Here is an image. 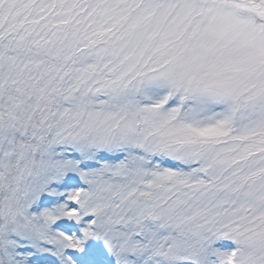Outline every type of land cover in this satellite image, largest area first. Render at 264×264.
<instances>
[{"label": "snow or ice", "instance_id": "obj_1", "mask_svg": "<svg viewBox=\"0 0 264 264\" xmlns=\"http://www.w3.org/2000/svg\"><path fill=\"white\" fill-rule=\"evenodd\" d=\"M0 264H264V0H0Z\"/></svg>", "mask_w": 264, "mask_h": 264}]
</instances>
